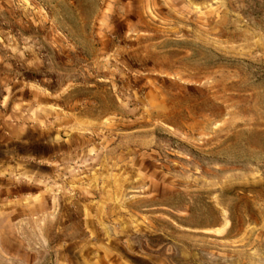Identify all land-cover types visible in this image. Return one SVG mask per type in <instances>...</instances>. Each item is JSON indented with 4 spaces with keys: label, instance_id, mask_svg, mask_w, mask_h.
Instances as JSON below:
<instances>
[{
    "label": "rangeland",
    "instance_id": "obj_1",
    "mask_svg": "<svg viewBox=\"0 0 264 264\" xmlns=\"http://www.w3.org/2000/svg\"><path fill=\"white\" fill-rule=\"evenodd\" d=\"M0 264H264V0H0Z\"/></svg>",
    "mask_w": 264,
    "mask_h": 264
}]
</instances>
